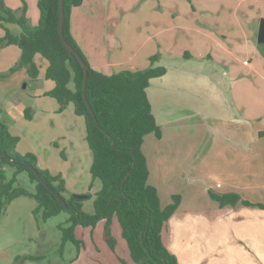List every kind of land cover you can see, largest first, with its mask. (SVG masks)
<instances>
[{
	"label": "crops",
	"instance_id": "crops-1",
	"mask_svg": "<svg viewBox=\"0 0 264 264\" xmlns=\"http://www.w3.org/2000/svg\"><path fill=\"white\" fill-rule=\"evenodd\" d=\"M149 1L85 0L80 7L72 11L71 33L90 66L97 72L110 76L125 69L138 70L149 67L166 69L165 75L152 79L147 88L153 115L161 129V138H158V141L165 140L166 117H173L175 114L178 116L190 110L188 100L189 94L193 91L192 88L198 85L209 87L210 96H206L203 106L206 117H210L213 121H216L218 117V120L226 124L228 129H233L231 130L233 134L224 140L213 139L206 142L205 147L197 148L196 155L201 154L200 150H205V170L210 173L213 180H218L217 173L225 174L226 169L229 171L230 168H234L238 160L242 158L237 167V174H240V165L244 166L246 161L243 158L244 151L249 148L251 168H248L246 176L251 178L244 179L242 172L241 178L238 179L239 183L232 185L231 192L236 194L239 192L242 195L250 192L249 196L252 195L254 198L259 194L264 196V183H259L263 181L261 172L264 163V136L261 133L264 132V128L260 129L253 125L255 122L263 121L264 118V77L250 81L239 76L240 69L236 70V68L241 62L235 54L243 49L240 48V43L244 41L246 29L243 24H240L241 15L232 12L226 16L220 12L226 3L235 2L239 5L261 2V0H191V2L185 0L186 7L179 0H154L155 3L151 5ZM5 2L13 10H20L26 4L31 25H38L40 18L38 0H5ZM100 16L103 18L102 24L98 21ZM232 21L236 24L230 25ZM9 28L13 31V26ZM211 31L215 34L223 32L227 36H237V39H233V44L218 42L212 48L208 41ZM3 34L0 25V37ZM19 34L18 31L15 35ZM220 36L224 37V34ZM15 47L9 46L2 50L10 51L9 54L19 58L21 50L19 54H16ZM156 51L160 53L157 55ZM219 53L226 55L219 56ZM213 54H216L215 58L211 57ZM230 54H233V57ZM152 56H157L154 63L150 60ZM234 61L236 62L233 63ZM35 63L40 72L37 80L32 81L26 69L19 71L30 82H42L43 87L37 88L35 93L45 98L46 93L53 90L56 84L45 77L49 61L37 54ZM208 71L211 75H216L215 79L207 77ZM262 75L264 76L263 72ZM218 86L219 89H217ZM224 88H226L225 92ZM25 106H22L24 112ZM246 123L250 126V134H252L250 140H247L246 132L240 135L238 128ZM177 145L174 142L167 148L163 147L158 154V164L162 166L157 173L159 186L153 184L151 177L154 173L149 166V184L157 188L163 208L172 203L173 196L179 195L182 198L180 206L163 229L162 237L165 246L177 256L181 264H264L263 208L257 206L238 208L239 204L234 207H237L243 217L238 223V243H229L223 231L228 224L215 226L213 221H207L206 225L204 218L193 214L203 211V207L197 206V196H201L203 191L201 194L195 190H189L185 194L183 191L175 192L174 189L169 191L166 189L167 182L171 181L174 173L176 174L179 170L173 172L170 167L173 164L170 155H173ZM224 156L227 158L232 156L233 160L224 161ZM253 156L258 159L255 164L252 163L255 159ZM147 161L149 165L148 157ZM254 172H257L258 176ZM209 191H212L211 185L204 193ZM249 202L264 206V201ZM209 208L211 212L215 211L213 204ZM114 222L119 223L116 217L112 219L113 225ZM103 223L106 224V221L102 220L98 225ZM215 227L221 229L222 236L219 237V234H216L214 238L210 237L208 240L194 237V230L197 232V228L201 232H207L209 229L208 235H210ZM118 232L120 235L122 229ZM195 238L203 244L195 246ZM127 250L128 253L125 255L129 264H136L129 248ZM194 252H198L197 258L192 256ZM192 261L194 263H191Z\"/></svg>",
	"mask_w": 264,
	"mask_h": 264
},
{
	"label": "trees",
	"instance_id": "trees-1",
	"mask_svg": "<svg viewBox=\"0 0 264 264\" xmlns=\"http://www.w3.org/2000/svg\"><path fill=\"white\" fill-rule=\"evenodd\" d=\"M84 1L64 0V36L88 66L85 97L84 68L76 57L67 52L58 33L59 0H38L40 18L36 26L31 25L26 4L20 10H13L5 0H0V24L4 31L0 37V49L16 46L21 50L18 63L7 72L0 73V79L26 69L31 80L35 81L40 75L35 56L40 54L49 61L45 77L54 81L56 86L46 96L58 101L60 113L72 104L76 116L85 122L86 141L93 155L90 173L94 181L102 183L100 191L95 194L94 211L90 214L84 210V202L92 197L90 194L85 199L75 195L66 198L62 174L41 169L38 157L33 153L20 154L17 151L20 138L12 135L6 123L0 121V220L9 206L21 197L36 201L34 214H41L44 221L68 212L70 218L60 227L63 244L71 242L80 252L82 243L75 236L77 227L94 229L105 220L107 241L112 246L110 225L116 217L136 264H181L165 246L162 232L182 198L175 195L171 204L162 207L157 188L149 184L150 170L143 151L147 135L153 133L161 138L147 88L152 79L165 75L166 69H125L110 76L95 71L71 33L72 11ZM9 26H18L21 33L13 34ZM150 60L154 63L157 56ZM71 83L73 88L69 87ZM24 113L27 120H32L30 107ZM261 135L264 136V132ZM23 164L36 169L41 179L63 197L66 206L43 185L31 168ZM8 167L14 169L11 177L7 174ZM23 172H28V178L35 184L34 191L20 186L19 178ZM210 195L221 207L241 202L244 206L264 209L261 204L242 201L237 194L216 195L211 192ZM34 259L33 256H18L15 261L23 264Z\"/></svg>",
	"mask_w": 264,
	"mask_h": 264
},
{
	"label": "rangeland",
	"instance_id": "rangeland-1",
	"mask_svg": "<svg viewBox=\"0 0 264 264\" xmlns=\"http://www.w3.org/2000/svg\"><path fill=\"white\" fill-rule=\"evenodd\" d=\"M179 1L186 7L185 0ZM153 3H155L154 0L149 1L150 5ZM222 7L224 9H221L220 12L225 15L232 14V12L241 15L240 24H243L246 29L244 41L240 43V48L243 49L235 54L241 62L240 64L238 63L236 68V70L240 69L239 76L250 81L264 77L262 75V72L264 73V44L258 43V28L261 19H264V0H261V2H249L248 4L241 3L239 5L232 2L230 4L226 3ZM98 21L102 24V16L99 17ZM232 23L236 24V22L232 21L230 25ZM18 31L21 33L18 26H13L12 33L18 34ZM220 34H224V37L220 36ZM209 35L208 41L212 48L218 42L233 44V39H237V36H227L223 32L215 34L211 31ZM15 48L14 52L19 54L20 49L18 47ZM9 52L0 49V73L7 72L10 67L15 66L20 60V56L16 58L14 54H9ZM159 53L158 51L155 52L157 55ZM221 55L225 56L226 54L219 53V56ZM230 55L232 56L233 54ZM211 57L215 58L216 54L211 55ZM207 77L215 79L216 75L214 74L213 76L208 71ZM42 87V82H30L20 71L6 79H0V121L6 123L12 135L20 138V143L17 147V151L20 154L33 153L38 157V165L40 163L39 167L41 166V169H47L52 174H62L66 187V192L64 193L66 198L72 195L90 194L92 196L91 199H87L84 202V210L92 214L95 194L101 189L102 183L100 180L94 181L90 173L93 155L86 141L85 122L83 118L76 116L72 104L68 109L66 108L60 113L58 111L60 105L56 99L48 96L45 98L37 96L35 90ZM69 87L73 88V83ZM217 89H219V86ZM192 90L188 100L190 110L178 116L175 114L173 117L165 118V129L167 130L165 140L158 141V138L153 133L149 134L145 139L144 152L154 173L151 180L154 185L159 186L157 173L162 166L158 164V154L161 153L163 147L167 148L170 144L176 142L178 144L177 148L173 155H170L173 163L170 167L173 172L177 169L179 170L176 174L174 173L172 180L167 182L166 189L168 191L169 189H174L175 192L183 191L185 194L189 190H195L200 193L203 191L201 196H197V206L203 207V211L194 212L193 214L204 218L206 225L211 221H213L215 226L228 224V227L224 228L223 231L229 239V243H238V223L243 216L237 207L234 208L236 205L221 207L218 202H214L210 193L213 192L216 195L233 194L235 192H231L233 191L232 185L239 183L238 179L242 176V172L244 173V179L248 180L251 178L246 176L248 168H251L250 149L247 148L244 151L245 155L243 158L246 161L244 166L240 165V174H237V167L243 160L242 158L238 160L234 168H230L229 171L226 169L225 174L217 173L216 177L218 180H213L210 177V173L205 170V150H200L201 154L196 155L198 152L197 148L200 146L205 147L206 142L213 139L224 140L227 136L233 134V131H231L233 129H228V126L222 124L218 117L216 121L206 117L203 106L206 96H210L209 87L198 85L194 86ZM225 91L226 88H224ZM23 105H26V108H31L32 120L25 118ZM224 125L225 129H223ZM253 125L263 129L264 118L263 121L255 122ZM249 127L247 123L238 127L240 135L246 132L247 140L252 137ZM253 157L255 159L252 163L255 164L258 159H256V156ZM226 160L232 161L233 158L232 156L229 158L224 156V161ZM262 167L261 180L263 181L259 183H264V163ZM13 171L14 169L8 167L7 174L9 177H11ZM254 174L258 176L257 172H254ZM19 179L20 186L30 191L35 190V184H32L28 178V172H23ZM210 185L212 191L204 193L207 187L209 190ZM238 194L240 193L238 192ZM249 194L250 192H246L239 196L242 201H264V196H260V194L255 198L252 195L249 196ZM212 204L215 206L214 212H211L209 208ZM238 204V208H243L244 205L241 202ZM36 207L37 203L34 199L21 197L9 206L7 213L1 218L0 264H18L20 262L15 261L18 256L22 258L33 256L36 258L27 260L23 264H129L125 255V253H128V245L122 238L119 223L114 222L113 225L111 221L112 246L107 241L106 224H99L94 229L77 227L75 236L82 243L79 252L73 243L67 242L63 244L60 227L66 224L70 214L62 212L60 215L44 221L41 214L37 216L34 214ZM119 230L121 232L120 235ZM208 230L207 232H201L197 228V232L194 230V237L208 240L210 237L214 238L216 234H219V237L222 236L221 229L215 227L210 235H208ZM194 241L195 246L203 244L202 241L196 238ZM202 250H204V246H202ZM192 256L197 258L198 252H194ZM191 263H194V261Z\"/></svg>",
	"mask_w": 264,
	"mask_h": 264
},
{
	"label": "water",
	"instance_id": "water-1",
	"mask_svg": "<svg viewBox=\"0 0 264 264\" xmlns=\"http://www.w3.org/2000/svg\"><path fill=\"white\" fill-rule=\"evenodd\" d=\"M64 18H65L64 0H59L58 33L60 36V40H61L63 46L65 47V49L67 50V52L69 54L73 55L74 57H76L84 68L85 77H86V82H85V86H84V97H85L86 85H87V81H88V66H87L86 62L78 55V53L75 51V49L65 39V36H64ZM258 43L264 44V19H262L260 22L259 33H258ZM91 113L93 114L92 110H91ZM23 166L31 168L34 171V173L36 174V176L41 180L43 185L46 186L49 189V191L52 194H54V196H56L59 200H61L63 202V204L66 206V203H65V200L63 199V197L60 194H58L45 180L41 179V176L36 169H34L31 165H28V164H23ZM75 196L79 199H85L86 198V195H75Z\"/></svg>",
	"mask_w": 264,
	"mask_h": 264
}]
</instances>
